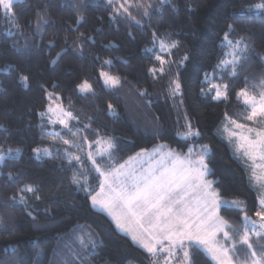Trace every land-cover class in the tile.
Here are the masks:
<instances>
[{
    "label": "trees",
    "instance_id": "16d2710c",
    "mask_svg": "<svg viewBox=\"0 0 264 264\" xmlns=\"http://www.w3.org/2000/svg\"><path fill=\"white\" fill-rule=\"evenodd\" d=\"M139 2L152 5L151 16L146 18L143 9L135 7L137 0H130L133 7L129 11L140 24L120 16L113 19L119 4L109 5L107 0H21L13 4L14 16H5L0 9V145L5 150L21 149L14 158L0 163V264L163 261V256L150 258L120 234L104 213L91 207L88 195L72 184V175L77 172L86 178L92 193L98 190L100 176L87 150L88 142L95 145L100 138H115L111 157L96 159L105 170L123 164L141 149L151 150L160 144L181 153H186L189 146L208 144L211 152L206 163L211 173L207 178L215 181L214 187L224 199L244 200L248 215L257 220L258 192L221 128L225 112L240 123L258 126L243 119L247 112L235 93L245 87L247 76L251 94L252 85H258L264 73V11H248L261 0ZM37 12L43 14L46 24L38 22ZM79 16L83 19L77 23ZM229 24L234 29L229 36L233 42L241 35L249 37L250 55L239 76L230 81V100L217 102L201 95V87L207 88L201 81L228 51L221 41ZM153 31L168 43L178 42L166 60L179 62L188 56L179 69L184 85L181 96L171 98L168 87L177 74L176 63L165 65L162 74L157 71L153 76L149 72L150 67H160L154 60L156 52L145 51L153 46ZM49 41L54 42L52 46ZM57 53H61L58 59ZM109 59L112 63L104 65L103 61ZM101 71L119 75L121 85L106 86ZM223 75L226 77V73ZM21 76L28 77L27 83ZM85 79L93 92L81 94L76 86ZM46 92L59 93L60 99L50 102ZM109 102L114 109L111 112ZM50 103L63 104L78 118L71 127L81 138V146L71 147L70 151L81 157L80 163L73 161L70 166L63 153L56 152L64 147V140H76L77 136L49 124L47 116L38 115ZM186 115L193 128L201 131L200 137L185 140L177 135L187 130ZM88 124L89 130L77 132ZM53 129L61 135L48 134ZM45 146L53 147L51 157L37 156L32 151ZM10 172L15 179L9 180ZM26 184L39 188V201L31 193L21 200L18 190ZM14 195L15 201L10 199ZM220 215L239 230V239L245 228L244 213L222 207ZM248 230L252 231L250 223ZM88 234L96 240L95 247L82 249L77 238ZM252 242L256 258H263L264 248L258 245L264 241L253 237ZM193 258L196 264H214L203 250L194 251ZM233 259L235 264H251L253 258L246 246L238 245Z\"/></svg>",
    "mask_w": 264,
    "mask_h": 264
},
{
    "label": "snow or ice",
    "instance_id": "6c2138e0",
    "mask_svg": "<svg viewBox=\"0 0 264 264\" xmlns=\"http://www.w3.org/2000/svg\"><path fill=\"white\" fill-rule=\"evenodd\" d=\"M19 0H0V9H3L5 16H14L13 4ZM109 5L119 4L114 8L112 18L117 16L124 17L140 24L134 15L129 11L133 7L130 0H107ZM161 4L171 3V0H160ZM137 9H143V16L150 18L152 5L140 3L137 0L135 4ZM191 11V5H188ZM264 11V0L260 3L249 6L248 11ZM38 22L47 23L43 14L37 12ZM83 19L79 16L77 23ZM234 31L231 24L228 25V31L224 33L222 45L229 49L224 53V58L213 68L212 73H205L201 84H207V88L201 87L200 93L203 96H210L212 101L227 102L230 100L233 85L230 81L239 76V70L243 68L248 61L250 49L247 41L249 37L241 35L234 42L229 36ZM152 48H146V52H156L155 62L160 67H150L149 72L156 75L157 71L161 74L165 72V65L176 63L177 74L169 82V91L171 98L182 95L184 87L179 75V69L184 66L188 56L185 55L179 62L166 60L162 53L171 54V50L177 47L178 42H166L159 39L156 31H153ZM92 40V37H86ZM49 41V46L53 45ZM78 43V42H77ZM158 45V50H157ZM61 53H57V59ZM56 63V59L52 61ZM112 61L104 60V65H110ZM226 73L225 75H223ZM219 74V75H218ZM261 79L258 85H252L253 91L250 94L247 86L248 77L245 76V87L236 91L238 100H242L247 115L243 119L247 122L257 124V127H250L248 123H240L233 119L227 112L224 113L223 132L228 144L233 148L234 155L243 165L244 171L249 173L250 182L264 189V73H261ZM100 77L106 86L116 88L121 85L122 78L119 75H112L101 71ZM20 79L27 83L28 77L21 76ZM216 82H213V81ZM259 87L261 91L254 89ZM81 94L93 92L92 85L87 79L76 86ZM214 93V94H213ZM141 92L140 95H145ZM46 98L51 102L54 99H60L59 93L46 92ZM183 101H181L182 103ZM109 112L113 111V105L108 103ZM42 118L47 116L48 123L51 125L59 124L71 135L77 136L71 127V122L78 118L68 111L63 104H56L55 107L50 103L44 111L38 113ZM52 115L56 119H52ZM89 119H93L89 117ZM187 129L177 135L185 140L202 135L198 128H193L191 120L185 116ZM2 127V126H0ZM91 125H84L79 131H87ZM220 131L219 129L217 130ZM51 135L60 136L61 133L53 129ZM99 136V130H96ZM87 142V138H83ZM89 147L93 146L88 142ZM95 144L102 145L101 155L111 156L112 150L116 147L115 138L107 137L98 139ZM64 147L57 148L56 152L63 153L71 166L73 161L81 162V157L70 151L71 147H80L81 138L77 136L76 140H64ZM168 148L167 145H157L151 151L141 149L134 156L128 158L123 164L111 167L108 170L101 168L91 151L88 152V159L92 161L96 172L100 176L99 188L92 193L87 185L86 178H82L77 172L72 175V184L78 190H83L91 201L93 208H98L105 212L115 224L116 228L131 237V240L138 244L148 254L150 258L163 256L162 264H196L193 258V252L203 250L207 253L215 264H235L233 259L237 252V246H246L250 251L252 264H264V260L256 258V245L252 238L256 237L259 241H264V192L258 197L259 210L255 216L259 218V228L257 221L253 220L247 211V205L244 200L232 199L226 200L221 192L214 187L215 181L208 179L211 169L206 163V157L210 155L211 149L208 144L200 145L198 148L189 146L186 153H181L175 149ZM20 148L4 149L0 145V163L6 159L14 158L20 153ZM37 156L43 154L49 157L53 154V147L45 146L32 149ZM9 180L15 179L13 174H8ZM21 200L24 194L31 193L39 201V188L34 184H26L18 190ZM11 200L15 201L16 196ZM222 207H230L244 213L243 220L245 228L243 234L236 239L238 229L220 215ZM31 215V213H29ZM34 218V217H33ZM251 224L252 231L248 230V224ZM82 249L89 246L95 247L96 240L88 234L77 238ZM264 248V243L258 245ZM166 254V255H165ZM153 264H158L153 260Z\"/></svg>",
    "mask_w": 264,
    "mask_h": 264
},
{
    "label": "rangeland",
    "instance_id": "374dc122",
    "mask_svg": "<svg viewBox=\"0 0 264 264\" xmlns=\"http://www.w3.org/2000/svg\"><path fill=\"white\" fill-rule=\"evenodd\" d=\"M19 1H21V0H19ZM2 11H3V9H1ZM3 13H4V11H3ZM228 51H229V49H228ZM227 51V52H228ZM157 54V53H156ZM162 55H164V57H166L168 54L167 53H162ZM219 75V74H218ZM213 82H216L215 80L213 81ZM110 87V86H109ZM214 94V93H213ZM210 97V96H209ZM240 102H241V104H243V102H242V100H239ZM55 103L54 104H52V106L53 107H55ZM244 105V104H243ZM245 107V106H244ZM52 119H56V116L55 115H52V117H51ZM247 122V121H246ZM249 123H252V122H249ZM54 126H60L59 124H56V125H54ZM223 126H224V124H223ZM223 126H222V128H221V130H222V133H223V137L225 138V136H226V133H224L223 132ZM226 139V138H225ZM226 141H227V139H226ZM228 142V141H227ZM161 145V144H160ZM102 145H98V144H95V145H93L91 148L88 146V150H87V155H88V152L89 151H91L92 153H93V156H94V158H95V160L97 159V158H102V157H105L106 159H108L109 157H111V156H109V155H107V154H103V155H101V154H99V153H101L102 152ZM154 149V148H153ZM114 150V149H113ZM113 150H112V152H113ZM152 150V149H151ZM151 150H149V151H151ZM168 150V148H166V149H164V151H167ZM112 152H111V154H112ZM128 160V159H127ZM126 160V161H127ZM254 186H255V188H256V190H257V192H258V197L260 196V194L262 193V192H264V189H260L257 185H255L254 184ZM91 202V201H90ZM258 204H259V202H258ZM91 207H92V205H91ZM93 208V207H92ZM226 208H230V207H226ZM95 211H98V212H101V213H104L108 218H109V220L112 222V220H111V218L105 213V212H103V211H101L100 209H98V208H93ZM257 229L259 228V223H260V221H259V218L257 217ZM112 224L114 225V227L116 228V226H115V224L112 222ZM116 230L120 233V234H122V235H124V236H126V237H128L130 240H131V237L130 236H127L126 234H124L123 232H121V231H119L117 228H116ZM132 241V240H131ZM132 243L134 244V245H136L137 247H139L141 250H143L144 251V249H142L138 244H136V243H134L133 241H132ZM145 252V251H144ZM146 253V252H145ZM166 255V254H165ZM208 255V254H207ZM209 256V255H208ZM261 260H264V257L263 258H261ZM158 264H162V262L161 263H158Z\"/></svg>",
    "mask_w": 264,
    "mask_h": 264
},
{
    "label": "crops",
    "instance_id": "0c3cea01",
    "mask_svg": "<svg viewBox=\"0 0 264 264\" xmlns=\"http://www.w3.org/2000/svg\"><path fill=\"white\" fill-rule=\"evenodd\" d=\"M207 254V253H206ZM210 259H211V257L210 256H208ZM212 260V259H211ZM213 261V260H212ZM213 263L215 264V262L213 261ZM252 264V263H251Z\"/></svg>",
    "mask_w": 264,
    "mask_h": 264
}]
</instances>
